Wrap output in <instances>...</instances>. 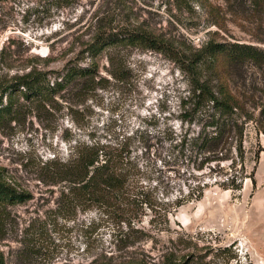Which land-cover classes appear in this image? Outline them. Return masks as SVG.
<instances>
[{
  "label": "rangeland",
  "instance_id": "1",
  "mask_svg": "<svg viewBox=\"0 0 264 264\" xmlns=\"http://www.w3.org/2000/svg\"><path fill=\"white\" fill-rule=\"evenodd\" d=\"M218 16L226 19L221 26L213 22ZM242 16L228 11L223 0H75L64 7L38 0H6L0 3V47L7 45V54L17 59L16 67L30 58L29 63L48 69L61 68L67 59L81 55L84 43L98 32L116 27L149 32L177 50L222 38L264 48V39H255L256 27L259 23L264 26V18L249 24ZM113 52L101 55V65H107L106 56ZM118 53L130 71L127 80L109 78L106 88L74 107L76 112L63 108L53 130L29 117L24 126L2 140L0 164L18 177L21 188L28 189L33 198L0 210V264L119 262L107 260L115 252L108 215L91 208L66 217L57 209L49 188L34 180L35 160L53 152L65 154V129L100 141L129 136L139 185L156 202L171 190L164 152L152 135L177 109L181 90L186 87L185 75L169 52L128 47ZM44 58H49L48 65ZM248 70L247 85L262 89L263 74ZM101 74L109 77L104 68ZM147 132L152 133L150 137ZM261 138L264 134L256 133L250 125L245 143L251 159L258 141L263 147ZM253 164L251 160L250 168ZM257 174L254 189L246 179L239 193L213 188L200 201L173 211L169 216L171 231L152 232L158 242L142 241L131 248L133 259L159 264L161 249L173 238L172 250L177 257L188 255V264H264V156ZM146 213L143 225L149 227L150 212ZM179 235L183 240L176 239ZM120 254L115 252L114 257Z\"/></svg>",
  "mask_w": 264,
  "mask_h": 264
},
{
  "label": "trees",
  "instance_id": "2",
  "mask_svg": "<svg viewBox=\"0 0 264 264\" xmlns=\"http://www.w3.org/2000/svg\"><path fill=\"white\" fill-rule=\"evenodd\" d=\"M38 1L64 7L75 0ZM223 2L228 11L243 15L249 24L264 18V0ZM225 20L218 16L213 22L221 26ZM256 31L255 39H264L261 23ZM222 39H208L197 48L177 50L149 32L108 28L84 43L81 55L67 59L59 69L29 63L30 58L16 67L17 59L7 54V45H1L0 146L29 117L53 130L56 115L63 108L76 112L74 107L98 89L106 88L109 78L116 82L127 80L130 71L119 49L140 47L169 52L185 75L186 87L181 90L177 109L169 113L172 117L164 127L152 135L164 152L163 165L170 180L171 190L165 192L163 200L154 201L139 185L129 136L114 142L100 141L75 136L65 129L62 136L68 143L65 154L53 152L34 162V180L55 195L56 207L64 216L95 208L111 218L114 251L121 254L115 258V252L112 253L108 262L119 259L114 264H148L144 259H133L130 249L142 241L157 243L152 232H170L169 216L173 211L188 202L200 201L213 188L239 193L246 179L255 188L256 166L264 147L258 141L251 159L245 142L250 125L256 133L264 134V87L248 86L247 74L252 68L264 76V48ZM109 51L114 54L109 53L107 65H101V55ZM43 60L48 65L49 58ZM101 68L109 77L101 74ZM251 160L254 164L250 168ZM17 180L0 164V210L33 198ZM146 211L150 212L149 227L142 220ZM176 239L183 240L182 235ZM168 242L157 262L188 264V255L177 257L172 250L175 239L169 238Z\"/></svg>",
  "mask_w": 264,
  "mask_h": 264
},
{
  "label": "crops",
  "instance_id": "3",
  "mask_svg": "<svg viewBox=\"0 0 264 264\" xmlns=\"http://www.w3.org/2000/svg\"><path fill=\"white\" fill-rule=\"evenodd\" d=\"M260 140H261V142H263L264 138H261ZM263 147H264V144H263ZM263 156H264V150H262V151L259 153L258 165H257V169H256V171H255V179H256V178L259 179V178H258L257 171H258V168H259V163H260L261 158H262Z\"/></svg>",
  "mask_w": 264,
  "mask_h": 264
}]
</instances>
